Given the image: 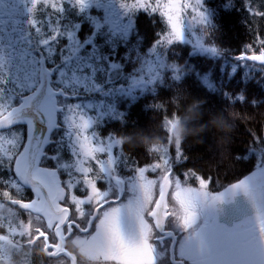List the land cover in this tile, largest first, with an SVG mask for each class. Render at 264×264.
I'll list each match as a JSON object with an SVG mask.
<instances>
[{
  "label": "snow or ice",
  "instance_id": "obj_1",
  "mask_svg": "<svg viewBox=\"0 0 264 264\" xmlns=\"http://www.w3.org/2000/svg\"><path fill=\"white\" fill-rule=\"evenodd\" d=\"M222 7L264 18L251 4ZM141 11L167 26L148 49L135 28ZM218 15L207 0H0V206L9 210L0 215V249L43 242L50 260L77 264L58 247L75 237L94 247L96 264H264V135L237 157L254 156L255 170L213 193L212 177L173 172L170 161L186 159L179 140L174 154L169 145L141 166L117 134H102L114 123L128 128L130 110L169 79L190 73L220 91L211 69L168 59L175 43L190 46L191 57L223 60L226 78L241 72L245 85L264 89V37L228 64L213 35ZM221 94L233 106L264 105L244 91ZM241 194L250 214L227 213Z\"/></svg>",
  "mask_w": 264,
  "mask_h": 264
},
{
  "label": "trees",
  "instance_id": "obj_2",
  "mask_svg": "<svg viewBox=\"0 0 264 264\" xmlns=\"http://www.w3.org/2000/svg\"><path fill=\"white\" fill-rule=\"evenodd\" d=\"M225 2L226 0H207L208 6L216 8L219 13L216 19L219 27L213 33L215 42L225 51L228 64H231L235 62L234 56L249 44L258 47L257 35L264 37V18L251 16L246 11H237L236 8L223 9ZM235 2L239 9L249 4L256 10L264 8V0ZM93 13L97 14L96 10H93ZM98 14L102 15L103 11L100 10ZM135 28L144 49L154 45L167 30L166 24L158 14H147L143 11L135 17ZM87 31L88 26L85 25L81 37ZM123 51L121 48L120 52ZM190 51V46L175 43L170 46L168 59L181 68L185 66V61L191 60L202 73L211 69L215 79L220 82V91L209 93L190 73L186 74L181 82L174 83L169 79L158 89L157 95H148L130 110L127 116L128 128L114 123L102 129V134H117L124 152L141 166L156 162L158 155L169 145L170 154H174V145L179 140L186 159L182 162L170 161L173 163V172L182 178L185 173L191 171L205 178L212 177L213 182L209 188L216 193L255 170L254 156L249 155L247 159L237 157L238 154H246V149L255 135H264V105L254 108L248 103H237L233 106L221 91L231 94L244 91L251 100L254 96L264 99V89L258 86L256 81L245 85L241 72H237L231 79L226 78V72L220 70L221 67H228L223 60L191 57ZM152 105L162 107L155 108L151 107ZM136 125L139 127L133 129ZM230 128L232 130L229 131ZM147 175L149 178H155L158 172H148ZM188 183L198 186L194 179H190ZM8 214L9 210L0 206V215ZM40 248L47 253L43 242L28 246H12L5 243L0 249V264H8L9 254L19 261V264H65L63 259L50 260L48 255H37Z\"/></svg>",
  "mask_w": 264,
  "mask_h": 264
},
{
  "label": "clouds",
  "instance_id": "obj_3",
  "mask_svg": "<svg viewBox=\"0 0 264 264\" xmlns=\"http://www.w3.org/2000/svg\"><path fill=\"white\" fill-rule=\"evenodd\" d=\"M230 130L232 129L230 128L229 131ZM181 140H183V137H181ZM64 248L69 257L74 256L76 258L77 264H96V262L91 259L95 252L93 247L69 242L64 245ZM36 254L44 257L48 255L44 252L43 248H40ZM8 264H19V261L9 254Z\"/></svg>",
  "mask_w": 264,
  "mask_h": 264
},
{
  "label": "water",
  "instance_id": "obj_4",
  "mask_svg": "<svg viewBox=\"0 0 264 264\" xmlns=\"http://www.w3.org/2000/svg\"><path fill=\"white\" fill-rule=\"evenodd\" d=\"M251 62V61H250ZM254 63V62H253ZM224 207L227 208V210H230L231 212L235 211V210H242L244 209V207H248L250 208V206L247 204V200H246V197L244 196H238L235 198V201L233 202V204L231 205H224ZM67 239L61 241L58 245L59 249L61 252H65L67 254V256L69 257L68 253L65 251V248H64V245L67 243ZM38 243V242H35L34 245ZM49 256V254H48ZM74 257V256H72Z\"/></svg>",
  "mask_w": 264,
  "mask_h": 264
},
{
  "label": "flooded vegetation",
  "instance_id": "obj_5",
  "mask_svg": "<svg viewBox=\"0 0 264 264\" xmlns=\"http://www.w3.org/2000/svg\"><path fill=\"white\" fill-rule=\"evenodd\" d=\"M99 187H101V188H103L104 187V185H103V183H100V185H98ZM213 193H215L214 191L215 190H211ZM238 196H243L242 194L241 195H238ZM237 196V197H238ZM235 201V200H234ZM231 205V204H230ZM224 207V206H223ZM225 208V210H226V212L227 213H231V211L230 210H227V208L226 207H224ZM245 210H247V211H249V214H250V208H248V207H244V209H242L241 211H245ZM77 243V244H79V240L77 239V238H75V237H73V238H68V240H67V243ZM47 254H49L48 252H47ZM93 260V259H92Z\"/></svg>",
  "mask_w": 264,
  "mask_h": 264
},
{
  "label": "rangeland",
  "instance_id": "obj_6",
  "mask_svg": "<svg viewBox=\"0 0 264 264\" xmlns=\"http://www.w3.org/2000/svg\"><path fill=\"white\" fill-rule=\"evenodd\" d=\"M221 191H222V189H221ZM169 192H171V190H169ZM169 199H170V195H169ZM79 244L80 245H84V246H91V245H88V244H83V243H81V242H79ZM91 247H93V246H91ZM94 248V247H93ZM95 250V249H94ZM95 256V252H94V255L91 257V259H93V257ZM56 260H60V259H56ZM94 260V259H93ZM95 261V260H94Z\"/></svg>",
  "mask_w": 264,
  "mask_h": 264
}]
</instances>
